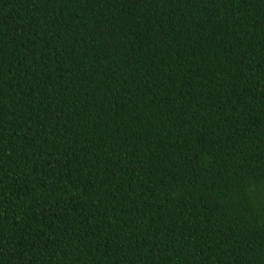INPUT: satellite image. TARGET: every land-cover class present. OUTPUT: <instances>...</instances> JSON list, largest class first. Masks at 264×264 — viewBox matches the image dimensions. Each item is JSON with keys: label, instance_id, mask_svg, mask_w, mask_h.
I'll return each instance as SVG.
<instances>
[{"label": "trees", "instance_id": "16d2710c", "mask_svg": "<svg viewBox=\"0 0 264 264\" xmlns=\"http://www.w3.org/2000/svg\"><path fill=\"white\" fill-rule=\"evenodd\" d=\"M0 264H264V0H0Z\"/></svg>", "mask_w": 264, "mask_h": 264}]
</instances>
